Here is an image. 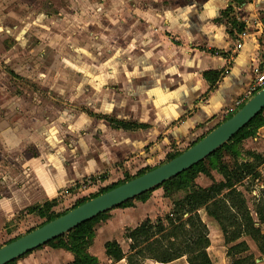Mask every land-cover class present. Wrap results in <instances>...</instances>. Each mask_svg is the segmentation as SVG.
<instances>
[{"label":"crops","instance_id":"0c3cea01","mask_svg":"<svg viewBox=\"0 0 264 264\" xmlns=\"http://www.w3.org/2000/svg\"><path fill=\"white\" fill-rule=\"evenodd\" d=\"M54 9L52 22L37 23L34 43L16 39L20 52L6 63L11 78L31 83L27 95L0 81V236L32 217L28 208L186 151L240 109L264 64V0H64ZM209 73L220 74L213 86ZM104 118L146 128L118 129ZM153 201L112 210L96 225L89 254L99 264H127L104 246L116 241L127 255L125 230L147 219ZM202 212L208 230L221 233ZM114 225L117 237L97 245ZM73 261L45 246L16 264Z\"/></svg>","mask_w":264,"mask_h":264},{"label":"trees","instance_id":"16d2710c","mask_svg":"<svg viewBox=\"0 0 264 264\" xmlns=\"http://www.w3.org/2000/svg\"><path fill=\"white\" fill-rule=\"evenodd\" d=\"M237 1L241 2V0ZM231 25L238 32L243 31L244 26H237L235 21H231ZM219 76V73H209L205 74L204 77L213 86L219 81ZM263 111L220 150L206 159L210 163L211 169L223 176L224 182H213L209 188L197 186L194 183L197 175L203 174L211 177L210 172L205 168L204 162L166 182L157 190L162 189L167 196L172 194L173 189L179 185H184V183L186 184L185 188L189 189V193L183 199L174 201L173 211L166 216L165 220L158 219L153 222L151 219H146L135 229H127L124 235L130 243L127 255L123 253L121 246L116 241H110L104 246L106 256L117 263L126 260L127 264H144L146 261L169 264L184 257L187 258L189 264H212L207 253L211 245L209 230L201 219L199 214L201 210H204L207 216L219 225L225 245L229 247L228 256H232L233 264H255V257L253 254H249L250 248L245 239H250L255 244L258 252L264 256V229L259 226V224L264 225V204L257 206L255 212L257 222H255L244 195L238 190V187L244 181L256 180L257 177H260L256 168L264 165V156L250 153L249 155L254 159V162L241 164L235 162V169L233 170H229L218 161L219 154L224 150L232 153L234 159L236 152H234L233 144L240 139L251 137V131L264 127ZM233 115L229 116L228 119ZM104 119L118 129L133 131L146 128L145 126L126 124L109 118ZM179 155H169L168 162ZM151 170V168L140 170L136 177ZM100 181L104 182L105 178ZM118 186H112L104 193ZM149 195L150 192L119 208L132 207V203L136 201L145 202L149 199ZM83 203L86 202H82L80 205ZM51 207L52 205L49 202L44 204L46 209ZM26 213L42 215L41 208L38 206L28 208ZM106 215L108 214L100 215L46 246L71 252L74 255V261L70 264H99L98 259L89 254L88 249L93 243L95 227L99 224L96 222ZM59 217L61 216L54 217L48 220L47 223ZM243 253H245V256H242ZM240 255L242 257L238 258L237 256ZM17 261L10 264H16Z\"/></svg>","mask_w":264,"mask_h":264},{"label":"rangeland","instance_id":"374dc122","mask_svg":"<svg viewBox=\"0 0 264 264\" xmlns=\"http://www.w3.org/2000/svg\"><path fill=\"white\" fill-rule=\"evenodd\" d=\"M54 6H57L59 9H61L64 7V0H0V81L1 83L6 81L4 83H6L5 85H7L8 88L22 91L24 94L28 92V87L32 88L30 82H23L18 79L16 80L13 77L11 78L10 72L8 70L9 66H7L6 63L9 64L10 60L16 58L17 53L20 52L16 50V48H13V46L16 45V39L19 40L22 37L23 40L26 39L34 43L33 40H35L34 38H37L38 35L37 31L41 30L39 28V24H37V18L40 14H45L47 17L45 21L43 20L41 25L52 22L51 18H54L58 15L54 9ZM9 30L13 32V36H9L7 33ZM12 49L14 52L10 53ZM28 98H31V96ZM262 118L264 119V111L262 113ZM251 132V137L240 139L233 144L234 152H236L234 159L232 158V153L224 150L219 154L218 161L225 165L229 170H233L235 169V162H238L239 164L245 162H254V159L249 155L250 153L264 156V128L261 130H253ZM164 159L165 160L163 162L156 164L154 168L167 163L170 158L168 156ZM203 162L205 168L210 172L211 177H207L203 174L197 175L194 181L197 186L201 188H209L213 182H224L223 176L217 171H213L211 169L210 163L207 160H204ZM256 170L258 171L260 177H257L256 180H246L238 187V190L244 195L246 199L248 209L255 222H257V215L255 213L257 210L256 208L258 205L264 204V165L257 167ZM138 172L139 171L137 170L134 173H128L127 175H124V178H121L118 182H106V185L101 181H92L91 185H96V188H93L90 191H88L89 189L87 188L88 186L86 184V187L77 186L73 189V191L67 192L64 195H59L55 200L49 202L50 205H52L50 209L44 208V204L39 207L41 208L42 212L41 216H39L38 213H35L32 217H27L25 214L23 216L26 217H22L20 219L22 220L21 222L9 224L6 232L0 236V248L13 240H16L30 233L31 231L40 228L41 226L45 225L48 220L70 212L75 207L80 205V203L88 202L94 197L104 194V192L110 187L118 186L135 179ZM185 187V183L182 186H177L171 191L172 194L170 196L165 195L162 189L158 191L155 189L150 192L148 198H151L154 201L152 205L146 208L147 213L145 217H147V219L151 218L153 222H156L158 219L165 220L166 216L171 214L173 211L174 201L183 199L189 193V189H186ZM136 202L138 203L140 201ZM136 202H133L132 204ZM110 212L105 213L108 215L101 217V219H99L96 223L100 224L106 221L108 217L110 218ZM201 217H203V212ZM259 226L264 229V225L259 224ZM101 228H103V225ZM105 229L106 231H104V233L103 231L100 233L97 245H100L99 242L101 241H109L117 237L120 226L114 225L112 230L109 227ZM108 232L114 233V237L113 235L110 236ZM209 238L211 243V250L209 252L215 263L233 264L232 256H228L229 247L225 245L222 232L220 233L216 229L209 228ZM245 241L250 248L249 254H253L255 257V264H264V256L258 252L255 244L250 239H245ZM242 256H245V253H243ZM242 256L240 255L237 257L239 258Z\"/></svg>","mask_w":264,"mask_h":264},{"label":"water","instance_id":"95a60500","mask_svg":"<svg viewBox=\"0 0 264 264\" xmlns=\"http://www.w3.org/2000/svg\"><path fill=\"white\" fill-rule=\"evenodd\" d=\"M47 17L40 14L38 23ZM13 36L11 30L7 31ZM264 110V88L230 119L171 161L136 177L0 248V264H10L61 238L79 226L151 192L220 150Z\"/></svg>","mask_w":264,"mask_h":264},{"label":"built area","instance_id":"2783aa9c","mask_svg":"<svg viewBox=\"0 0 264 264\" xmlns=\"http://www.w3.org/2000/svg\"><path fill=\"white\" fill-rule=\"evenodd\" d=\"M246 1L251 3L254 0H246ZM253 71H254L255 81H254L253 87L248 92V96L246 98L247 101L250 98H252L256 93H258L260 90H262L264 88V64H261V65L257 66ZM247 101H244V103L241 102L239 104H241V106H242ZM87 186L89 187V184H87ZM81 187H86V184L82 185Z\"/></svg>","mask_w":264,"mask_h":264}]
</instances>
